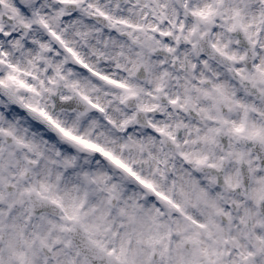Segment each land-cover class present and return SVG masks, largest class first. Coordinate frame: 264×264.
Instances as JSON below:
<instances>
[{"label": "snow or ice", "instance_id": "snow-or-ice-1", "mask_svg": "<svg viewBox=\"0 0 264 264\" xmlns=\"http://www.w3.org/2000/svg\"><path fill=\"white\" fill-rule=\"evenodd\" d=\"M0 264H264V0H0Z\"/></svg>", "mask_w": 264, "mask_h": 264}]
</instances>
